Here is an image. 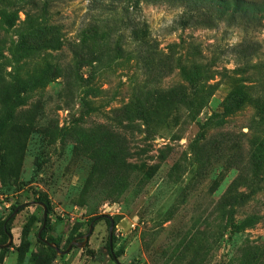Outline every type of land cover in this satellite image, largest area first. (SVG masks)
<instances>
[{
    "label": "rangeland",
    "instance_id": "1",
    "mask_svg": "<svg viewBox=\"0 0 264 264\" xmlns=\"http://www.w3.org/2000/svg\"><path fill=\"white\" fill-rule=\"evenodd\" d=\"M40 1L47 4L45 21L37 12L27 23L22 10L3 36L4 69H20L24 83L0 79V221L17 211L12 245L1 248L9 239L0 237V264H117L105 218L96 221L86 247L53 255L38 238L39 193L51 203L48 236L61 250L85 235L92 219L108 216L121 264H264V21L229 18L215 28H183L181 8L170 4L143 3L128 16L91 0ZM42 23L53 29L59 49L8 52ZM72 48L96 61L81 75L99 79L112 102L86 109L79 85H38L42 77L62 82L63 70L52 76L44 68L68 67ZM152 78L162 82L152 87ZM143 87L150 92V125L132 102ZM36 116L43 120L34 124ZM46 117L64 130L62 138L48 132L30 139L33 127L46 131ZM112 130L119 134L120 162L137 165L142 184L123 190V181L108 178L89 184L84 195L97 150L85 152L77 142L98 133L111 140ZM227 191L250 199L234 205ZM33 215L38 220L24 251L22 231ZM251 215L258 218L244 221Z\"/></svg>",
    "mask_w": 264,
    "mask_h": 264
},
{
    "label": "trees",
    "instance_id": "2",
    "mask_svg": "<svg viewBox=\"0 0 264 264\" xmlns=\"http://www.w3.org/2000/svg\"><path fill=\"white\" fill-rule=\"evenodd\" d=\"M143 3L146 4H170L177 8H181V16L177 21L179 25L183 28L193 27V26H205L215 28L218 24L225 22V20L229 18L245 20L246 22L255 21L263 22L264 21V0H91V4L94 7H100L106 10H117L121 9L123 12H126L128 16L132 11L139 8ZM0 79L4 76L6 78L11 79L15 87L21 86L24 83L23 77L20 75V69H15L13 73L7 71V67L4 66L8 62V58L5 56L6 41L3 37L5 34H8L10 30H12L17 21L19 20V13L22 10H25L26 13V22L30 21L34 22L37 18V12H41L43 21L46 20V10L47 4L42 3L40 0H0ZM32 12V15L31 13ZM58 40L53 36V29L48 26H45L44 23L41 25H37L36 28H30V30L23 32L20 36V39L12 49L8 50V52H13V54H17L23 51H38L42 48H51V49H59ZM72 60L68 63V67L64 69H60L57 65L47 64L44 68L46 72H52V76L56 73H60L63 70L64 74L62 75V82L54 81V78L51 77H42L39 79L38 85L42 88H45V84L51 85L55 82L56 85L61 87L64 85V88L68 89L69 87H73L79 85L83 92H80V103L86 109H96L102 107L104 104H108L114 100V97L110 96V89H104L101 86H98L99 79L95 77H87L81 75V71L85 67H93L96 61L86 60L85 57L81 56L79 50L77 48H72ZM165 66H157V69L162 70ZM162 78H152L150 79L151 86L154 87L155 84L161 83ZM150 94L149 91H145V87L141 90H136L134 98L132 102L137 104L139 113L144 116V118L148 121V125L151 124V118L149 119V111L151 106L145 105L146 97ZM115 95V94H114ZM43 105L42 101H37L33 103V107L37 110ZM131 104L127 105L129 107ZM125 109L122 108V111ZM119 111V110H115ZM43 120L42 116H36L33 118L34 124L37 122H41ZM105 127V126H102ZM44 128L46 131H40L38 128L33 127V129L29 130L28 136L30 139L36 137L47 136V133H50V137L62 138V134L64 130H60L55 123L52 122L49 118H45ZM111 134L113 135V139H108L106 141L100 140V134H95L94 138L90 141H79L77 142V146L83 148L85 152H89L96 148L97 153H91V158L94 160V167L91 170V176L89 178V183L84 186L81 193L88 194L91 192L89 184L96 183L100 184L101 181L110 178L111 180L123 181L121 185L123 190H131L133 187L139 189L142 184L141 180H137L136 175L139 172L138 166L133 163H123L120 162L121 154L119 148V142L117 141L119 138V134L117 130H112ZM86 139V138H85ZM27 145H25L24 150L26 151ZM112 157L116 162L107 159L106 156ZM110 160V161H107ZM107 161V162H106ZM1 165L5 167L4 157L1 159ZM124 167V168H123ZM156 167L151 168L155 170ZM124 169V170H123ZM124 171V174L122 172ZM153 175V174H152ZM244 181V178L242 177ZM230 202H234V205H240L245 203L250 197L246 196L245 193H241L238 191H227L224 197ZM38 203H42L46 206L48 214L52 212V207L49 199L39 193L37 198ZM37 207L41 208L44 212V207L40 204H37ZM230 212L228 213V215ZM253 217H257V215L248 216L244 221H248ZM100 218H105L107 223L111 225L112 219L108 216H101L92 219L97 221ZM37 217L33 215L29 218L26 225L23 228V243L22 249L25 251V247L27 248L29 242L27 241L28 236L32 232L34 224L37 222ZM115 227V226H114ZM51 229V225L47 223L45 229L43 230L42 237L43 239H47L52 243L60 245L59 240H55L54 238L48 236V232ZM11 235V225L10 220L5 219L0 221V237L3 242H6ZM49 237V238H48ZM75 239V238H74ZM44 243V242H43ZM46 244V243H45ZM48 250L55 255L57 252L55 249L48 245ZM116 256H119L118 252H115Z\"/></svg>",
    "mask_w": 264,
    "mask_h": 264
},
{
    "label": "water",
    "instance_id": "3",
    "mask_svg": "<svg viewBox=\"0 0 264 264\" xmlns=\"http://www.w3.org/2000/svg\"><path fill=\"white\" fill-rule=\"evenodd\" d=\"M37 204H40L41 206L44 207V223H43L42 229L38 233V238L40 240H42L44 243H46L47 245H49L50 247H52L53 249H55V251L59 255H66V254H68L74 247H78V248H84V247H86V245L89 243V240H90L91 235L94 232L95 223H96L97 219H95L94 221L91 222L90 227H89V230H88V232L85 235H82L80 237H77V238L73 239L70 242V244H69V246L67 247L66 250H61V248L57 244L52 243V242H48L46 239H43L42 233H43V230L45 229L46 224H47L48 211H47V208H46V206L44 204L38 203V202H37ZM16 214H17V211H15L8 218V221L11 220ZM113 235H114V222L112 220V223H111L110 228H109L110 251H111V255L114 257V260L116 261V263L117 264H121L120 261H119V258L115 254ZM78 239H81L82 241H78ZM12 243H13V236L10 235L9 236V242L7 244H5L4 246H1V248H8V247H10L12 245Z\"/></svg>",
    "mask_w": 264,
    "mask_h": 264
},
{
    "label": "flooded vegetation",
    "instance_id": "4",
    "mask_svg": "<svg viewBox=\"0 0 264 264\" xmlns=\"http://www.w3.org/2000/svg\"><path fill=\"white\" fill-rule=\"evenodd\" d=\"M107 222V221H106ZM108 224V223H107ZM109 225V224H108ZM109 228H110V225H109ZM114 239V237H113ZM78 241H82L81 239H78ZM115 248V247H114ZM109 252H110V255H111V251H110V240H109ZM116 252V251H115ZM111 257L114 259V257L111 255ZM116 262V261H115Z\"/></svg>",
    "mask_w": 264,
    "mask_h": 264
}]
</instances>
